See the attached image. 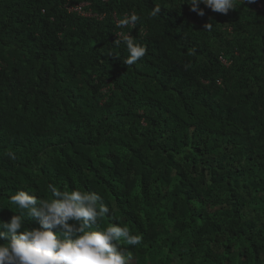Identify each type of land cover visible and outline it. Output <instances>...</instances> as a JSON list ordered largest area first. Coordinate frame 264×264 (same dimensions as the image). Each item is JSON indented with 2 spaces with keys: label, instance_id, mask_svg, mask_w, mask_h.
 <instances>
[{
  "label": "trees",
  "instance_id": "16d2710c",
  "mask_svg": "<svg viewBox=\"0 0 264 264\" xmlns=\"http://www.w3.org/2000/svg\"><path fill=\"white\" fill-rule=\"evenodd\" d=\"M85 2L104 17L65 8ZM186 2L0 0V221L38 227L9 198L54 184L142 236L129 264H264V0Z\"/></svg>",
  "mask_w": 264,
  "mask_h": 264
},
{
  "label": "clouds",
  "instance_id": "9594fccd",
  "mask_svg": "<svg viewBox=\"0 0 264 264\" xmlns=\"http://www.w3.org/2000/svg\"><path fill=\"white\" fill-rule=\"evenodd\" d=\"M255 2L247 0L249 4ZM186 3L192 12L203 17L205 12L200 5L227 15L236 10L238 0H187ZM160 10L155 7L150 15L156 17ZM93 13L98 19L104 17ZM139 20L140 17L132 13L117 23L122 29H134ZM204 28L211 31L213 24H205ZM117 37L116 44L126 45L128 55L123 61L126 66H132L146 56L147 48L137 43L130 33L118 32ZM9 156L15 158L13 153ZM48 190L51 193L49 199H41L26 191H18L9 198L11 204L24 210L27 218L35 220L39 226L29 228L26 217L14 213L7 222L0 221V241H3L0 243V264H129L119 242L140 245L142 236L133 235L128 227L118 224L101 230L98 222L110 213V209L99 203V195L74 189L66 191L54 184H49Z\"/></svg>",
  "mask_w": 264,
  "mask_h": 264
},
{
  "label": "built area",
  "instance_id": "2783aa9c",
  "mask_svg": "<svg viewBox=\"0 0 264 264\" xmlns=\"http://www.w3.org/2000/svg\"><path fill=\"white\" fill-rule=\"evenodd\" d=\"M89 6H90L89 3H82V4H78V5H70L67 3L65 5V8L68 10L69 13H77L78 15L83 16V17L97 16L96 14L93 13L92 10H86V8ZM100 18H103V17H100ZM119 34H121V33H119ZM119 36L122 37V35H119Z\"/></svg>",
  "mask_w": 264,
  "mask_h": 264
}]
</instances>
